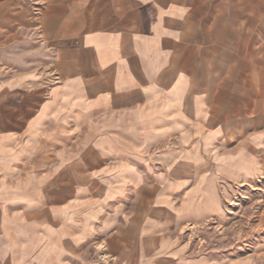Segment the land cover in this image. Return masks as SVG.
<instances>
[{"label": "crops", "instance_id": "1", "mask_svg": "<svg viewBox=\"0 0 264 264\" xmlns=\"http://www.w3.org/2000/svg\"><path fill=\"white\" fill-rule=\"evenodd\" d=\"M260 177L264 0H0V264H246L186 233Z\"/></svg>", "mask_w": 264, "mask_h": 264}, {"label": "rangeland", "instance_id": "2", "mask_svg": "<svg viewBox=\"0 0 264 264\" xmlns=\"http://www.w3.org/2000/svg\"><path fill=\"white\" fill-rule=\"evenodd\" d=\"M250 183L229 184L222 220L189 227L186 235L198 254L264 264V178Z\"/></svg>", "mask_w": 264, "mask_h": 264}]
</instances>
